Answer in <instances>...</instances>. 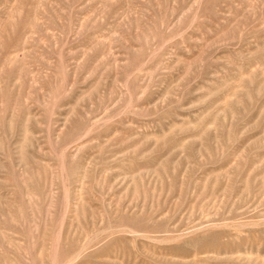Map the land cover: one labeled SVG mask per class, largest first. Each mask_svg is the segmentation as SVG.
<instances>
[{"label": "rangeland", "instance_id": "1", "mask_svg": "<svg viewBox=\"0 0 264 264\" xmlns=\"http://www.w3.org/2000/svg\"><path fill=\"white\" fill-rule=\"evenodd\" d=\"M0 264H264V0H0Z\"/></svg>", "mask_w": 264, "mask_h": 264}]
</instances>
